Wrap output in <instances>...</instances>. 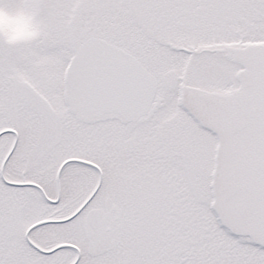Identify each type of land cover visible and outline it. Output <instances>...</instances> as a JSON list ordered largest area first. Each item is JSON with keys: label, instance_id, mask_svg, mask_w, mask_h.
Here are the masks:
<instances>
[{"label": "snow or ice", "instance_id": "1", "mask_svg": "<svg viewBox=\"0 0 264 264\" xmlns=\"http://www.w3.org/2000/svg\"><path fill=\"white\" fill-rule=\"evenodd\" d=\"M0 264H264V0H0Z\"/></svg>", "mask_w": 264, "mask_h": 264}, {"label": "clouds", "instance_id": "2", "mask_svg": "<svg viewBox=\"0 0 264 264\" xmlns=\"http://www.w3.org/2000/svg\"><path fill=\"white\" fill-rule=\"evenodd\" d=\"M27 34H28L27 27L23 22H21L20 24L17 25L16 29L14 30L12 34V39L23 38Z\"/></svg>", "mask_w": 264, "mask_h": 264}]
</instances>
